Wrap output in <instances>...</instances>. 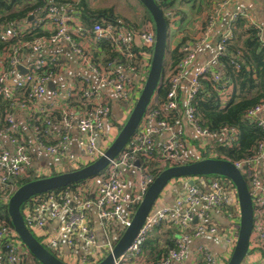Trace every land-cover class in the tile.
<instances>
[{
	"label": "built area",
	"instance_id": "1",
	"mask_svg": "<svg viewBox=\"0 0 264 264\" xmlns=\"http://www.w3.org/2000/svg\"><path fill=\"white\" fill-rule=\"evenodd\" d=\"M233 1L235 0H220L216 3L197 45L203 43L212 32L220 10L233 3ZM42 12H44L43 18H37L33 23L35 26L46 24L49 35L12 44L11 49L3 56L4 58L0 59V96L3 99H10L14 107L12 111H7L3 114L4 126L0 128V190L5 191L4 200L7 202L14 192L12 185L9 183V177L23 173L28 166L33 164V157L28 146L24 142L22 135L20 134L19 136L21 126L15 117V110L17 108L30 109L34 101L46 94L47 85L57 72L53 73L51 69L61 68L56 57H39L25 62V55L31 52L40 53L53 45L66 44L84 65L99 76L100 81L104 85L111 86L115 90L117 98L125 104L126 116L118 122L120 126H123L143 89L149 73L155 44V30L149 29L150 27L138 30L128 25H113L106 22H96L92 26L87 27L76 10L68 12L65 7L62 8L57 4L48 5ZM238 16L246 17V14L242 10L234 11L229 25ZM18 29L20 33L24 32L20 26ZM27 31L30 33L32 29L29 28ZM16 33L14 28L8 27L1 32L0 37L2 40H8L15 36ZM136 36L143 40V45L138 52H135L134 47ZM231 37L232 31L229 26L228 31L221 36L217 44L216 60L227 50L228 41ZM89 38L91 42L96 44H99L102 40L110 42L116 51L122 55L120 64L117 65L113 62L102 65L94 62L86 46L85 40ZM182 49L185 52V56L177 64L176 71L170 76V90L166 105L161 110H156L151 108L150 104L139 128L119 155L111 160L106 167V171L102 175L80 185L76 190L67 188L37 195L38 197L33 198L32 203L29 202L24 208L22 213L27 227L35 236L40 238V242L49 250L57 253L58 257L66 263L96 264L113 249L116 243L115 238H111L112 233H116V231H112L111 225H117L122 230H125L131 224L135 213L133 206L140 203L147 187L154 180L152 176L141 170L138 157L139 155H148L149 150L156 145L155 135L162 134V132L170 133V137L162 141L160 151L165 160L176 163V165L203 158H216L217 153L212 149L214 139L222 140L227 145H230L235 139L236 128H223L221 133L214 134L206 127L198 124L195 116L192 99L199 90L200 75L210 72L215 81L221 78L220 74L211 72L212 63L206 64L193 74L189 89L184 95L185 110L182 119L178 118L174 121H169V114L178 108L179 89L185 80L186 70L193 63L197 54L196 47L190 44L185 45ZM139 54L141 57H139ZM138 58H140V68L137 66ZM21 68L25 72H21ZM136 72L141 75L140 81H135L132 77L133 73ZM13 76H17V79L12 85L9 80ZM21 91L27 93L26 99L19 98ZM82 91L86 99L90 101L92 99L93 107L88 108L81 114H75L70 109H64L60 122L64 126L65 131L55 138L56 141L54 143H46L43 140L40 129L36 125L32 127L37 148L51 156L69 158L68 161L72 170L86 166L103 156L120 131L117 130L113 135H110V138H104L101 143L97 142L96 133L102 131L103 119L109 115L111 107L107 99L96 90L85 87ZM55 105V102L51 104L53 107ZM53 107L49 108L50 110H41L42 114H51V111L55 109ZM262 114H264L263 103L256 105L247 112V116L252 120H256L264 130ZM158 116L161 117L160 120H157ZM29 119L31 120V118ZM183 122L188 123L193 128L198 140V147H195L196 159L187 155L184 139L174 133L175 128ZM46 123L45 133L49 135V133H52L51 127L53 123L52 120L46 121ZM151 123H155L156 129L148 127ZM73 126L77 127L81 133L79 139V145L83 151L81 158L68 153V146L71 141L69 131ZM3 137L8 140L10 148L2 147L1 138ZM208 150L209 153H207ZM204 153H207L208 157H202ZM137 161L139 164H137ZM235 165L241 170L243 175H247V184L253 201L254 225L250 237L248 255H252L253 259H255V256L258 254L261 256L264 253V141L259 144L258 154L253 159L238 162ZM125 169L137 170L136 183L138 189L130 194H128L129 184L124 177ZM34 170L38 176H49L53 171V169L49 168H35ZM62 170L64 168L56 171L62 172ZM187 179L191 178H174L168 185L175 180ZM193 179L195 184H188L185 194L178 197L173 205L155 206L131 246L115 264H122L124 259L140 253L149 232L164 221H171L179 226L182 238L189 236L188 231L194 233L197 237L204 234H219V228L209 221L210 211L214 208L230 206L235 202L239 206L235 186L228 190L225 182L227 178L224 177L210 181H205L202 178L203 180L199 182L198 180L201 177H194ZM94 182H96L95 186L93 185ZM92 187H95V193L91 196ZM8 190L13 192L7 197ZM91 209H96L98 217L106 225L107 240L103 245L99 244L97 235L90 224L88 212ZM63 215L65 217L59 232L51 234L47 230V222ZM196 219L197 221L195 222ZM238 231L236 236L229 235L226 238L229 248L228 254L219 257L208 248L201 247L199 252L201 261L197 264H227L235 248ZM66 233L70 235L68 244L74 247V251L64 255L61 252L60 241L61 237ZM79 240H83L94 248L92 249L93 253L77 251L76 243ZM0 250L2 253L0 264H3V261L6 264L20 263L28 256L27 253L29 252L15 229L4 224L0 225ZM187 254L188 246L178 239L176 249L170 250L167 257L152 264L179 262ZM242 264H264V262L244 260Z\"/></svg>",
	"mask_w": 264,
	"mask_h": 264
},
{
	"label": "trees",
	"instance_id": "2",
	"mask_svg": "<svg viewBox=\"0 0 264 264\" xmlns=\"http://www.w3.org/2000/svg\"><path fill=\"white\" fill-rule=\"evenodd\" d=\"M155 1L164 11L170 25V18L167 11L168 9L175 7L177 0ZM50 4H57L62 8L70 6L73 10L78 12L79 17L87 27L92 26L96 22H106L113 25L124 24L138 30L147 29L149 27V29L155 30L152 15L146 8H144L139 24L133 25L132 23L121 22V20H119L121 15L116 12L114 7L93 8L88 0H0V34L8 27L14 28L17 32L15 36L8 40H2L0 37V59L4 58L3 56H5L6 52L11 49L12 44L49 35V32L43 30L40 25L35 26L33 21L36 20L35 16L38 12L40 15L37 16V18H43L44 12L42 11H44ZM29 21L32 22V25L30 26L32 32L28 33L27 31H24L20 33L18 29L20 24L17 23H25ZM247 24V19L243 16H238L236 20L231 23L230 28L232 31V37L228 41L227 50L217 58L216 64H212L210 68L211 72L220 74V80L215 81L210 72L200 75V87L192 99L197 122L202 127H206L214 134L221 133L223 128L237 129L236 137L230 145H227L222 140L215 138L212 148L213 151L217 153L216 158L227 159L234 164L253 159L258 154L259 144L264 141V130L262 127L256 120H252L247 116L249 109L258 104H264V38L260 28L252 24H248V26L244 29V32L240 33L239 29H242ZM187 39V36H183L178 45L174 49L170 50L169 35L166 52V59L168 58L169 61L168 59H165L162 78L159 88L151 103V108L161 110L166 105L168 92L170 90V76L176 71L177 64L185 56V52L182 48L187 45ZM139 50L140 49H135V52H138ZM150 51L152 52V50ZM89 53L94 62L101 63L102 65L113 63L117 59L122 58V55L116 51L110 42L106 40H102L97 45L96 52L90 51ZM139 57H141L140 54ZM137 60V66L140 68V58ZM51 71L55 73L57 69L52 68ZM183 92L184 91L180 88L178 108L169 114V121H174L178 118L182 119L185 110ZM81 93L83 94V91ZM19 98L26 99L27 93L21 91L19 93ZM0 106V128H2L4 126V120L2 117L3 114L7 111H12L14 107L12 106V101L10 99H3L1 96ZM92 107L93 104L88 105V108ZM62 117L63 110H54L51 114L46 113L35 116L29 122L31 127L36 125L40 129L43 140L46 143L52 144L56 141V139H53L52 133H49V135L45 133L47 128L46 121L52 120L53 123L55 120L60 121ZM160 118L161 117L158 116L157 120H160ZM121 127L122 126L118 125V130H120ZM20 131L19 136L20 134L22 135L24 142L29 148L28 141L25 138L22 129ZM64 131L65 129L62 133ZM193 143L196 147H198V140ZM29 151L33 157L31 147L29 148ZM207 153H209V150ZM207 153H204L202 157H208ZM138 159L140 161L141 170L153 178H155L163 169L176 165V163H172L164 159L161 154L160 147L157 145L153 146L149 150L148 155H139ZM34 169L33 165H30L23 173L9 177V183L12 185L13 191H15L17 187L29 181L45 176H38ZM52 169L53 171L51 175L60 173V171H56L54 167H52ZM70 170L72 169H65L62 170V172ZM105 171L106 168L92 178L81 180L64 188L55 189V191L67 188L76 190V188L80 185L90 179L102 175ZM200 177L205 181L220 178L216 175ZM244 178L248 183L247 175H244ZM225 182L228 190L234 188L233 183L229 179H225ZM13 191L8 190L6 194L7 197ZM38 196H34L25 202L22 206V212L26 205L29 202L32 203V199L37 198ZM4 197L5 191L0 190V225L4 224L12 227L7 210L8 202L4 200ZM137 206L138 204L133 206L134 210H136ZM111 229L112 231H116L117 236L124 232L122 228L117 225L114 226V224L111 225ZM180 233L181 231L179 226L175 225L171 221H164L155 226L149 232L146 241L141 247V252L138 254H147L150 256L149 259H147V264L157 262L167 257L170 250L177 248L178 235ZM187 233L189 235L193 234L189 231ZM37 238L40 240L39 237ZM161 240H164V244L162 246ZM52 252L58 256L57 253L54 251ZM27 255L28 256L25 259L16 264H39L37 259L30 252H28ZM3 264H6L5 261H3Z\"/></svg>",
	"mask_w": 264,
	"mask_h": 264
},
{
	"label": "crops",
	"instance_id": "3",
	"mask_svg": "<svg viewBox=\"0 0 264 264\" xmlns=\"http://www.w3.org/2000/svg\"><path fill=\"white\" fill-rule=\"evenodd\" d=\"M78 1V0H75ZM91 7L93 8H104L110 7L104 0H88ZM133 4H127V9L124 12H120L119 9L111 4L115 8L116 12L121 15V22H128L139 24L144 12V6L138 0H132ZM219 0H177L175 7L168 9L167 14L170 18V50L174 49L180 42L183 36H187V44L196 47V58L193 63L186 70L185 80L182 82L181 89L184 91V95L189 89L193 74L206 64H216L215 54L217 51V44L223 34L228 31L230 18L234 11L242 10L246 14V19L249 25H254L260 28L262 36L264 38V0H235L230 5H227L217 15L216 22L213 26L212 32L204 40L203 43L198 44L199 39L202 37L203 30L208 22L209 17L212 15L216 3ZM32 3V2H31ZM107 4V5H106ZM132 8V12L130 10ZM68 12H73V8L70 6L66 7ZM182 12V14H181ZM39 12L35 16H39ZM20 27L27 31L32 25V22L17 23ZM245 25L239 32H244V29L248 26ZM43 30L47 31V25H41ZM175 30L172 35V31ZM28 32V31H27ZM29 33V32H28ZM86 46L89 51L96 52V43L90 42V39L85 40ZM143 45V40L136 36L134 39L135 49H140ZM43 57H56L60 63L61 68L57 69L55 76H53L50 82H53V89L47 85V92L40 99L34 101L30 109H19L15 110V117L19 122L22 132L28 141L29 148L31 147L33 153V168H49L52 167L57 169H63L67 164H70L67 157L51 156L46 152L39 150L35 143V135L30 126V119L35 116L42 114L41 110H48L53 107L51 104L54 102V110L70 109L75 114H81L88 109V105L92 104L89 99H86L81 93L85 87H90L93 90L99 92L100 95L105 97L111 107L109 115L103 119V129L96 133V140L101 143L104 138H110L118 130L120 120H122L127 113L125 104L120 102L117 98L115 90L111 86L104 85L99 76L92 72L86 65H84L73 53V51L66 44L53 45L40 53H28L25 55V62L35 60L36 58ZM168 59V58H167ZM166 59V60H167ZM169 61V59H168ZM117 65L120 64V59L115 61ZM135 81H140V73H133L132 75ZM17 76L11 77L9 80L10 84H14ZM154 99V98H153ZM153 101V100H152ZM152 103V102H151ZM57 106V107H56ZM53 107V108H54ZM50 110V109H49ZM53 112V111H51ZM44 113V112H43ZM264 118V114H262ZM149 128L156 129L155 123H151ZM52 137L55 139L65 129L60 121L55 120L52 124ZM71 141L68 146V153L76 155L78 158L83 156V151L79 145V139L81 133L77 127L73 126L70 128ZM176 135L182 137L185 141L186 153L190 157L196 156V136L193 128L186 122L177 126L174 130ZM170 137V133L162 132V134L155 135L156 145L160 147L163 140ZM2 147L10 148V144L6 138H1ZM124 177L129 184L128 194L138 189L136 183L137 170L136 169H125ZM189 180H175L172 181L163 191L157 201V207L165 205H173L176 199L183 196L189 184ZM202 178L198 180L201 181ZM96 185V182L93 184ZM91 196L95 193V187L91 189ZM239 206L235 202L230 206L223 208H214L210 211L209 221L215 224L219 228V234L209 235L204 234L199 237L195 234H191L188 237L182 238V235H178V239L182 240L188 246V254L186 257L179 262H171L170 264H197L201 261L200 248L206 247L216 256L222 257L228 254L229 248L226 243V238L229 235L236 236L239 227ZM90 224L94 229L99 244H104L107 240L106 225L98 217L96 209H91L88 212ZM65 215L60 218L47 222V230L51 234H57L60 226L63 224ZM69 234L66 233L61 237V252L66 255L70 251H74V247L68 244ZM111 238H116L117 233H112ZM164 244V240H161V246ZM76 250L81 253L91 252L93 253L94 248L89 246L83 240H79L76 243ZM147 254H134L122 261V264H147L149 259ZM2 259V253L0 250V261ZM256 260L258 262H264V255H257L253 259L252 255H247L245 261Z\"/></svg>",
	"mask_w": 264,
	"mask_h": 264
},
{
	"label": "water",
	"instance_id": "4",
	"mask_svg": "<svg viewBox=\"0 0 264 264\" xmlns=\"http://www.w3.org/2000/svg\"><path fill=\"white\" fill-rule=\"evenodd\" d=\"M138 1L150 12L154 20L155 44L148 76L125 124L105 154L94 162L78 169L36 178L17 187L9 198L7 210L12 227L39 264L68 263L49 250L27 227L22 213L24 203L34 196L67 187L102 172L131 140L159 88L166 59L170 25L167 16L155 0ZM21 72H25V70L21 68ZM53 85V82H49L50 89H53ZM137 164H139L138 161ZM210 175L227 178L235 186L240 209L239 231L235 248L227 264H242L249 253L250 237L254 225V206L247 181L241 170L233 162L223 158H203L163 169L147 187L135 210L131 224L121 235L116 236L113 249L96 264H115L120 259L131 246L148 215L157 205L163 190L172 179L189 177L191 178L189 185H194V177Z\"/></svg>",
	"mask_w": 264,
	"mask_h": 264
},
{
	"label": "rangeland",
	"instance_id": "5",
	"mask_svg": "<svg viewBox=\"0 0 264 264\" xmlns=\"http://www.w3.org/2000/svg\"><path fill=\"white\" fill-rule=\"evenodd\" d=\"M107 4H109L111 6V4H114L115 7L117 9H119V11L122 13L124 11H126L127 9V4H133V1L132 0H104ZM106 4V5H107ZM132 12V8L130 10V13ZM175 30H173L172 32V35L175 33L174 32ZM70 168V164H67L64 168L65 169H69Z\"/></svg>",
	"mask_w": 264,
	"mask_h": 264
}]
</instances>
